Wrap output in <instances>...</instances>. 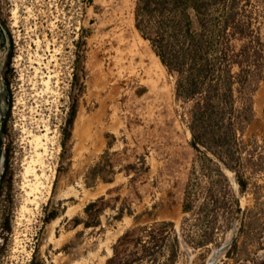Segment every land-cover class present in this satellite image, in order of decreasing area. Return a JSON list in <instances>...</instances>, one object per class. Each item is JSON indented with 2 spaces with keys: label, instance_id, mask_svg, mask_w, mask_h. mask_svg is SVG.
<instances>
[{
  "label": "rangeland",
  "instance_id": "rangeland-1",
  "mask_svg": "<svg viewBox=\"0 0 264 264\" xmlns=\"http://www.w3.org/2000/svg\"><path fill=\"white\" fill-rule=\"evenodd\" d=\"M135 1L0 0L11 49L0 189L2 176L11 178L0 190V264H28L33 255L41 264H104L117 239L135 225L170 220L179 229L195 159L190 103L176 97L174 75L135 29ZM80 35L86 41L83 80L74 45ZM76 80L84 87L64 140ZM252 101L254 117L243 138L262 142L264 80ZM104 157L109 182L91 175ZM251 176L239 195L240 206L252 209L250 228L236 236L229 257L233 232L227 231L226 246L211 264H264V175ZM99 198L101 211L88 218L85 206ZM50 211L57 214L46 221ZM76 218L99 225L75 226ZM216 248L180 241L175 264H206Z\"/></svg>",
  "mask_w": 264,
  "mask_h": 264
},
{
  "label": "trees",
  "instance_id": "trees-1",
  "mask_svg": "<svg viewBox=\"0 0 264 264\" xmlns=\"http://www.w3.org/2000/svg\"><path fill=\"white\" fill-rule=\"evenodd\" d=\"M81 2L92 5V0ZM133 23L174 75L176 97L190 103L187 127L195 159L183 189L179 229L170 220L135 225L117 239L104 264H175L180 241L193 248L219 247L231 230L229 257L237 248L236 236L250 228L247 216L252 209L240 206L239 195L247 192L252 174L264 175V139L243 138L254 117L253 92L264 80V0H136ZM74 45L83 80L82 35ZM78 83L64 140L70 137L77 96L84 87L83 81ZM99 162L92 178L109 182L102 173L112 172L110 162L105 157ZM6 177L7 173L0 190L10 186L11 174ZM101 200L85 206L88 218L98 216L101 207L96 205ZM56 214L50 211L45 220ZM79 224L90 227L99 222L76 218L74 225ZM4 227L11 232L8 222ZM28 264L41 262L33 255Z\"/></svg>",
  "mask_w": 264,
  "mask_h": 264
},
{
  "label": "flooded vegetation",
  "instance_id": "flooded-vegetation-1",
  "mask_svg": "<svg viewBox=\"0 0 264 264\" xmlns=\"http://www.w3.org/2000/svg\"><path fill=\"white\" fill-rule=\"evenodd\" d=\"M7 24L2 14L0 13V137L4 132V124L6 122V116L8 111V105L10 102V94L8 90L9 80V59L11 55V49L9 44V34L7 30ZM6 96L9 98V102H6ZM0 156V161H2Z\"/></svg>",
  "mask_w": 264,
  "mask_h": 264
},
{
  "label": "water",
  "instance_id": "water-1",
  "mask_svg": "<svg viewBox=\"0 0 264 264\" xmlns=\"http://www.w3.org/2000/svg\"><path fill=\"white\" fill-rule=\"evenodd\" d=\"M6 102L8 103L9 102V98L8 96H6ZM226 246V243H223L221 244L218 248H216L212 253H211V256H210V259L206 262V264H211L214 259L216 258L218 252L220 250H222L224 247Z\"/></svg>",
  "mask_w": 264,
  "mask_h": 264
},
{
  "label": "bare ground",
  "instance_id": "bare-ground-1",
  "mask_svg": "<svg viewBox=\"0 0 264 264\" xmlns=\"http://www.w3.org/2000/svg\"><path fill=\"white\" fill-rule=\"evenodd\" d=\"M124 25H125V24H124ZM131 47H135V44H131ZM152 69H153V68H152ZM67 212L70 213L69 210H68ZM92 262H94L93 259L89 260L86 264H90V263H92ZM73 264H81V263H73ZM94 264H95V263H94Z\"/></svg>",
  "mask_w": 264,
  "mask_h": 264
}]
</instances>
